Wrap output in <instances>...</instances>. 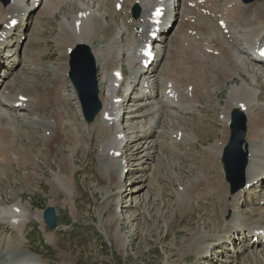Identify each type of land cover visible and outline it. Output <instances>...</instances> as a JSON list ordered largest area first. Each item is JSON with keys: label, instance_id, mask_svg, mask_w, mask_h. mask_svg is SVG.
Returning <instances> with one entry per match:
<instances>
[{"label": "bare ground", "instance_id": "1", "mask_svg": "<svg viewBox=\"0 0 264 264\" xmlns=\"http://www.w3.org/2000/svg\"><path fill=\"white\" fill-rule=\"evenodd\" d=\"M20 1L13 0L7 9L0 7V24L8 15L12 16L10 20L15 18L14 11H21ZM173 1L175 4L177 3L176 0ZM188 1L192 7L188 8L185 16L176 19L175 30L167 37L168 30H165V33L162 31L164 36L157 43L165 53L162 57L161 68L157 73L152 72L145 76V81L157 85V91L149 97L138 95L134 101L138 104H135V110L129 111L131 114L126 110L130 104L120 105L117 103L111 74L117 69L124 68L122 62L124 53L135 51L136 43L140 37H135L134 32L144 26V22H141V18L146 19L147 16L144 10H152L157 6L155 1L124 0V8L117 11L118 0H43L38 8L30 9L29 16L33 15L34 17L35 13H39L34 17V26L40 25L45 14L54 16L65 7H69L70 11L63 16L59 23L60 30L55 40L61 55L60 63L53 64L51 67L54 73L52 80L48 81L45 86L33 83L30 76L34 75V72L23 71V68L19 70L16 68L12 73L0 77V98L6 103L5 105L0 104V175L8 173V166L15 161L22 168L30 163L35 164L38 155L44 156L45 149L39 151L38 155L30 157L23 145L17 147L19 139L25 142L24 138L30 135L29 124L44 128L43 142L49 153H53L51 146L60 143L69 134L72 136L70 137L71 141L76 142L79 139L81 132L79 133L78 128L74 125L78 119L69 113L71 108L68 105L70 99L76 97V94L75 92L68 93L70 90L65 87L70 85L68 79L70 53L76 47H78L77 49L84 47L89 49L97 69L101 112L93 126L88 125L83 118L82 128H85L91 135L105 136L99 147L100 165L103 173L112 179V187L118 189L121 188L124 177L131 171L128 151L137 143H140L137 155L140 157L139 162H141L143 171L145 170L143 165L149 159L157 158V162L162 164L160 154L164 152L165 148L160 140L164 134L170 138L171 148L175 149L174 151H177L179 155H188L191 160H196L193 153L196 152L195 146L201 139L200 135L195 132V129L186 131V133L181 128L176 130L172 123L179 117H186L190 121L193 119V114L199 118L201 111L198 105L201 100L213 99L218 88L224 84H230L225 105L221 104L224 109L220 115L226 132L221 138L216 134L219 139L205 147L204 152L209 157L204 160V164L217 173L221 171L219 161L228 144L231 112L238 110L245 113L249 127L244 145L249 164L245 170L244 178L249 188L231 193L226 201L227 204L222 205V215L228 219L222 233L198 231L193 240L198 246L197 253L202 256L209 254L208 252L214 249L212 243L201 247V242L207 239L230 241V238L236 233H241L242 239L249 242V234H255L258 229L260 237H264V195L259 193H264V190H255L257 187L262 188L264 183V99H261L264 87L257 83L258 74L253 73L257 71L264 79V65L257 63L252 53V45L255 47L264 45V0H257L251 5L243 4L242 0H205L203 4H199L200 0ZM26 2L27 0H23L24 4ZM108 2L111 3L110 22L108 21L110 15L105 10ZM135 4L139 5L142 12L140 19L131 18L130 10ZM76 6L79 10L73 11ZM204 9L209 11V16L202 13ZM130 20L132 22L130 26H127L126 21ZM217 20L227 22L229 38L217 28ZM121 24H124L128 31L131 29V33L129 32L127 35L126 43L123 41L126 33L121 29ZM190 32L191 34H189ZM96 39L100 40L99 45H95ZM35 41L39 42L40 38ZM18 45L19 43L9 53L16 52ZM30 47L31 44L26 52L31 51ZM32 49L36 51L37 47ZM210 51H218V55L214 56ZM26 57L28 62H35L29 54ZM127 61L132 68L135 59L128 58ZM10 63L14 66L15 61ZM2 66L1 61L0 71H2ZM39 70L40 68L37 71ZM238 78L241 79V83L238 82ZM169 83L178 94L177 102L172 100L164 102V92ZM190 86H193L191 94L188 92ZM19 97H26L29 100L25 107L22 106L17 110L14 106ZM75 104L81 112L79 103ZM48 106H51L52 112L49 117L46 114ZM14 112L16 114H13ZM103 116H109L112 119L105 122ZM135 121L137 124H134ZM124 123L134 125L130 128L132 131L128 132L130 139L126 137L129 142L125 146L122 145L125 139ZM65 126H68L66 130ZM139 133L143 135L142 138L145 142H138L142 140L139 138L140 136L138 138L131 136ZM178 138H181L180 142H177ZM178 143L188 150L192 148V151L184 154L183 150L176 149ZM120 153L121 156L118 157ZM62 160L60 170L55 172L54 183L51 185L53 191L65 190L73 199L75 194L74 163L66 156ZM36 175L38 172L34 171L31 175L28 174L29 178H27L30 179L29 181H33ZM201 178L203 177L201 176ZM209 179H207V184ZM187 191L189 192L188 189ZM188 197L189 195L185 193L184 201ZM247 199L252 200V204L256 203L257 206L251 208L250 214H241L240 202ZM33 217H37L42 222L43 213L38 211L33 214L30 203L17 202L11 207L2 206L0 209V224H7L11 229L20 233H24L26 225ZM13 220L18 223H13ZM115 220L116 216H113L107 219L104 225L110 227ZM54 236L47 235L48 240L52 241ZM24 238L27 237L24 236ZM116 240L120 241L119 247L124 248L125 240L122 237L117 239V233ZM255 243H258L257 249L264 246V240L256 241L253 244ZM248 245L252 249L253 246L250 243ZM0 264L48 263L39 256H33L32 253L26 251L19 240L0 237ZM63 264L70 263L65 261Z\"/></svg>", "mask_w": 264, "mask_h": 264}, {"label": "rangeland", "instance_id": "2", "mask_svg": "<svg viewBox=\"0 0 264 264\" xmlns=\"http://www.w3.org/2000/svg\"><path fill=\"white\" fill-rule=\"evenodd\" d=\"M0 7L3 6L0 4ZM110 8L111 3L108 2L105 10L110 15L109 22ZM77 9L76 6L73 11H78ZM68 11L70 8L65 7L54 16L45 14L44 20L36 26L33 25L34 17L39 13H35L34 17L29 16L32 18L24 29L26 36L24 49L27 50L31 44L30 53L32 54H28L32 60L36 54H42L44 51L41 70L36 73V76L35 74L30 76L31 82L45 86L54 78L51 67L53 64L60 63L61 55L55 39L60 30L59 23ZM120 27L126 33L123 39L125 42L129 31L124 24ZM37 38H40L39 42L35 41ZM99 43L100 40L96 39L95 45ZM33 47H37V50L33 51ZM72 53H70L69 65ZM25 60L28 62L26 54ZM23 65L26 64L23 63L21 66ZM24 66L21 67L23 71L30 72L28 65ZM2 71L3 74H8L15 70L9 72L7 67L4 69L2 66ZM253 73L258 74L257 83L264 87L263 76L257 71ZM238 82L241 83L240 78ZM17 86L19 87V84ZM69 86L65 88L68 89ZM229 86L230 84H224L218 88L213 99L201 100L198 105L201 111L199 118L196 116L189 121L186 117H179L172 123L176 130L181 128L186 133L195 129V132L200 135L201 139L195 146L196 152H192L196 160H191L188 155H179L177 151H174L175 149L171 148L170 138L164 134L160 140L165 148L160 154L162 164L157 162V158L149 159L143 165L145 167L143 171L139 162L140 157L137 155L140 143H137L136 148L133 146L128 151L131 171L124 177L120 189L112 187V179L101 169L99 147L105 136L91 135L82 128L83 117L75 104L77 99L76 102L73 100L75 97L70 99L68 105L71 108L69 113L78 119L74 125L78 128V132H81L76 142L71 141L72 136L69 134L60 143L51 146L53 153H49L43 142L44 128L29 124V138L25 137V142L19 139L17 147L23 145L30 157L38 155L39 151L45 149L44 156L38 155L35 164L30 163L22 168L15 161L8 166L9 174L0 175V209L2 206L11 207L17 202L30 203L33 214L38 211L43 213L46 209L54 207L58 215V226L52 231L43 219L41 222L37 217H33L26 225V231L24 229L25 233L32 230L28 235L29 241L15 233L12 237L14 239L22 237L24 249L26 251L31 249L33 256H39L48 264H63L65 261L70 264H264V246L250 249L248 241L242 239L241 233H236L230 241L207 239L201 242V247L210 243L214 247L213 251L202 256L197 253L198 246L193 240L198 231L222 233L228 221L227 217L222 215V205L227 204L226 201L231 193L224 185L226 179L222 157L219 161L221 171L217 173L204 164V160L209 157L204 149L226 132L220 115L224 109L221 104L225 105V99L229 94ZM73 90L68 93H74ZM262 98L264 99V89ZM134 107L130 105L126 108L127 112L131 114L129 111L135 110ZM51 113V106H48L47 117ZM134 124H137V121ZM131 126L134 125L124 123V133L132 131ZM248 127L247 125V129ZM67 128L68 126H65V130ZM127 135L130 136V134ZM131 136L136 138L140 136L142 140L138 142H145L140 133ZM229 136L230 130L227 142ZM176 149L183 150L184 154L192 151V148L188 150L179 143ZM64 156L74 163L73 199L65 190L64 192L53 191L51 185L54 183L55 172L60 170V163ZM34 171L38 172V175L33 181H29L28 174L31 175ZM201 176L203 178L200 179ZM207 177L210 178L208 184ZM209 188L212 190L211 193H207ZM262 189L264 190V183L262 188H255L260 191ZM218 190L224 191L222 198L217 196L215 201L209 199V194L213 195ZM185 193L189 195L186 201H184ZM239 206L241 214H250L251 208H247L245 203ZM100 212H102L101 215ZM113 216H116L115 222L110 227L104 225L105 221ZM4 230L6 228L1 226V236L4 235ZM116 233L117 239L122 237L125 240L124 248L119 247L120 241L116 240ZM47 235H55V238L49 241ZM31 239L33 241H30Z\"/></svg>", "mask_w": 264, "mask_h": 264}, {"label": "water", "instance_id": "3", "mask_svg": "<svg viewBox=\"0 0 264 264\" xmlns=\"http://www.w3.org/2000/svg\"><path fill=\"white\" fill-rule=\"evenodd\" d=\"M8 2L9 0H3ZM251 2L253 0H245ZM71 79L77 87L88 121L100 110L97 97L96 68L88 48L80 47L72 56ZM233 138L225 150L224 164L227 169L228 181L233 185V192L244 186L246 153L243 143L246 134V118L240 113H234L231 126ZM44 221L52 230L57 227L56 210L50 207L44 211Z\"/></svg>", "mask_w": 264, "mask_h": 264}]
</instances>
